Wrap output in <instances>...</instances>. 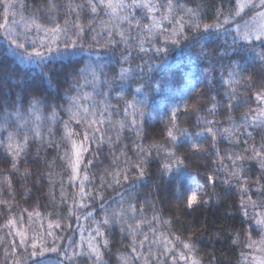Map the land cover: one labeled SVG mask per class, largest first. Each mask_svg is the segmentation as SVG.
<instances>
[{
	"label": "snow or ice",
	"instance_id": "1",
	"mask_svg": "<svg viewBox=\"0 0 264 264\" xmlns=\"http://www.w3.org/2000/svg\"><path fill=\"white\" fill-rule=\"evenodd\" d=\"M0 9V35L8 42L12 54L23 63L40 65L42 75L50 83L52 77L44 71L49 64L56 58L80 55V60L74 62L71 81L62 95L53 96L40 88H24L17 92L15 100L0 103V150L10 157V162L6 158L5 167L0 168V218L4 219L0 231L7 229L0 234L4 249L2 264H45L40 258L46 253H56L57 264H80L79 257H87L84 264H111L105 260L102 248H110L117 228L126 234L124 238L129 242L123 250L118 248L114 253L115 264H203L195 237L182 238L167 230L160 231L161 225L171 228L172 219L155 213L154 206V214L146 218L145 204L135 195V185L146 175L143 165L148 163L153 151L159 158L160 171L166 175L175 174L177 191L184 194L179 185V173L187 167L189 157L187 153L178 155L175 147H166L175 145L178 135L187 137L191 141L189 150L195 149L196 152L206 151L198 139L211 138L209 148L214 150L217 175H209L206 184L220 179L223 185H234L243 216L241 227L234 230L232 241L241 249L239 255L242 259L237 264H264V134L257 141L248 131L249 125L264 128V75H260L259 80L256 74L245 75L246 69L239 68L231 57H228L227 65L222 62L224 58H220L219 80L226 87L220 94V101L216 96L211 98L207 115L198 116L199 130L196 133L179 125V108H175L168 120L164 144L137 146L138 159L133 162L128 158L122 166L120 156H126V153L121 149L117 155L113 150L110 163L116 167L104 168L98 185L95 183L96 174L91 171L105 144L110 148L118 146L125 130L135 131L137 138L142 135L145 108L142 99L137 98L141 87L126 91L125 84L143 80L148 73L141 65L132 64L133 49L166 53L169 43H200L202 29H215L231 34L228 47L247 51L252 62L264 72V0H234L228 8L217 9L213 23L203 24L200 5L189 7L188 0H41L34 10L27 0H0ZM141 15L147 22L140 18ZM165 21L172 27H165ZM146 41L148 49L144 46ZM121 45L124 51L114 64L101 63L99 57L85 60L81 55L86 53L91 57L94 46L115 51ZM200 55L208 59L205 71L210 80L216 79L213 75L217 67L215 56L219 53H213L201 43ZM225 67L227 78L224 76ZM147 68L151 72V62ZM225 97L227 112L234 113L241 107L243 110L236 117L227 115V126H221L219 120L207 117L215 115ZM240 134L248 137L240 148L229 150L217 146L219 137L227 139L230 144H239ZM92 145L96 148L93 149ZM33 146L34 153L31 151ZM53 148L56 154L52 159H48L46 152L41 155L42 151ZM31 156L37 158L32 161L37 164L35 183L43 179L49 183L46 195L53 211L41 217L35 208L33 211L22 209L28 213L29 227L25 228V217L16 212L18 205L14 204L17 195L14 178L17 174L26 179L33 175L29 168L21 171L19 166L21 162L29 163L25 158ZM248 161H255L259 166V174L254 178L246 167ZM58 162L59 172L56 171ZM65 172L67 176H61ZM220 172L224 175L219 176ZM57 179L60 181L59 201L52 191ZM69 186L72 189L71 204ZM117 188L121 191L117 192ZM105 190L115 192L119 200L111 203V197L105 200ZM204 193L205 185L197 182L195 188L186 194V207L206 204L207 201L201 199ZM93 209L98 210L92 221L97 226L95 234L87 238L86 250L72 236L56 233L55 230L67 232L71 229V224L66 222L71 217L77 221L81 216L92 217ZM33 216L43 219L55 216V219L48 220L47 229L41 225L37 230L32 227L35 223ZM144 225L153 233L151 240L148 232L143 231ZM13 234L19 244L14 241L9 244L8 238ZM169 236L173 238L169 239ZM48 237H52L51 246L47 243ZM64 239L71 243L60 244L59 241ZM81 241H84L82 235ZM18 248L24 251L18 252ZM249 249L260 254L254 255Z\"/></svg>",
	"mask_w": 264,
	"mask_h": 264
},
{
	"label": "trees",
	"instance_id": "2",
	"mask_svg": "<svg viewBox=\"0 0 264 264\" xmlns=\"http://www.w3.org/2000/svg\"><path fill=\"white\" fill-rule=\"evenodd\" d=\"M34 10L38 6L41 0H27ZM234 0H188V6L196 8L200 5V11L202 15L201 23H213L216 11L218 8H228ZM2 11V9H0ZM28 14L27 12L25 13ZM19 17H17L18 19ZM141 19L146 18L141 15ZM165 27L171 28L167 21L163 22ZM138 34V33H134ZM200 43L182 42L180 45H173L169 43L167 45V52L156 54L154 49H149L147 52H140L138 48L132 50V64H139L148 73L143 80H133L131 83L125 84V90L129 88L133 91L137 87H141V92L137 93V98L142 99L143 106L145 108V115L143 117V129L141 137L137 138L135 131L125 130V135L118 142V146L113 145L110 148L107 144L103 146V150L99 157L94 161L95 167L91 169L96 174L95 183H100L99 175L101 171L108 167L114 168L115 165H111V159L113 150L115 154H119L123 149L126 156H120L121 166L124 161L130 158L133 162L138 159L137 153L139 147H147L150 144L158 143L164 144L166 139V129L168 127V120L171 117V112L175 108H179L177 112L178 122L181 127H187L189 132L196 133L199 130L197 126L198 116L207 115V109L211 106L210 101L213 96H216L217 101L221 100V93L226 85H223L219 80L221 70L219 63L220 58L223 57V63L228 64V57H231L235 61L236 65L241 69H246L245 75L249 73L256 74L257 80L260 75H264L258 64L252 62L251 55L245 50H233L228 46L231 44V34L225 32H217L215 29H208L201 31ZM159 43V41H154ZM212 51L213 53H219L215 56L217 67L214 72L216 79L210 80V75L205 71L208 66V59L202 58L200 55V44ZM245 43V42H241ZM259 43V42H257ZM145 48H149V44L145 42ZM160 46H164L161 44ZM124 51V46L115 51L110 49H103L94 46L92 48L91 57L88 54H81L85 60H97L105 64H114L119 58L120 54ZM127 54V53H124ZM80 60V55L56 58L52 64H49L48 68L44 71L48 72L52 77V82L42 75L41 66L37 63H23L20 58L12 54L9 44L6 39L0 35V69H7V71L0 70V103L4 100L12 101L16 99L17 92L22 91L24 88H40L51 92L53 96L62 95L63 90L68 87L71 81V72L74 62ZM152 63V70L148 72L147 65ZM127 66V65H125ZM224 76L227 78V68L224 69ZM22 78V79H21ZM57 85L59 86V92L57 91ZM230 90V89H229ZM240 91L243 92V87H240ZM59 102V101H57ZM228 101L225 97L217 108L214 116H208V119L219 120L221 126H227L226 116L233 115L234 117L239 115V112L243 108H238L236 112H227L226 105ZM188 105V108H185ZM255 107V104L252 105ZM67 118L66 116L64 117ZM248 131L252 132L253 137L259 141L260 136L264 134V128L249 125ZM59 135V133H57ZM204 136H207L205 133ZM248 137L246 134H240L239 144H230L227 139L219 137L217 146L221 149L228 148H240L243 146L244 139ZM197 142L202 143L206 149L204 152H196L195 149H191V141L187 137L179 136L175 145H166V147H175L177 154L187 153L189 159L186 161L187 167L182 169L179 173V185L183 189L184 194L177 191V181L175 174L168 173L167 175L160 171L159 158L156 157L155 151L152 153V157L149 159L145 168L146 175L141 178L135 185V195L139 202L145 204V217L151 218L154 214L153 206L155 207V213L162 215L163 218L172 219L173 223L171 228L168 225H161L160 231H170L176 235L186 238L189 235L195 237L196 247L200 250L198 255L203 259V264H237L242 258L239 253L240 247L232 243L235 238V231L241 227V221L243 216L239 211L238 196L236 194L234 185H223L220 179L208 182L206 184L207 177L209 175H217L216 165L213 161L216 157L212 154L213 149L209 148L212 143L211 138H200ZM251 142V140H250ZM182 145L180 147H176ZM95 149L96 146L92 145ZM35 152V146L31 149ZM46 152L48 159H52L55 154V148L51 150L42 151L41 155ZM195 153V154H194ZM88 156L89 154H85ZM10 162L6 152L0 150V168L5 167V159ZM29 163H20L21 171L27 167L33 173L29 178H24L17 174L15 176L14 187L17 190L16 200L14 201L16 212L26 217L27 212L21 211L27 209L33 211L35 208L41 214V217L45 213H51L53 211L50 205V198L46 195L49 191V183L47 179H43L40 183H35V173L37 171V164L33 163L37 158L35 156L27 157ZM41 166L43 162H40ZM249 174L254 178L259 174V166L255 161H248L246 164ZM59 162L56 171L59 172ZM68 173H61V176L66 177ZM133 173H129L132 175ZM223 172L219 173V176H223ZM205 185V193L201 196L202 200H206L207 203H198L192 208L186 207V194L195 188L196 183ZM60 181L57 179L54 187L52 188L53 194L57 197V201L60 199L59 195ZM25 189H28L26 192ZM71 187H68L69 204H71ZM105 200L109 197L112 201H118L119 197L115 195L112 190H105ZM117 192L121 189L117 188ZM127 195V193H125ZM47 205V207H46ZM139 207V204L137 205ZM66 210V209H65ZM92 217L81 216L77 221L75 217L69 218L67 223L71 224V228L81 222L82 218L84 223L87 224L89 229H92V235L95 234L94 229L96 224L92 221L97 217V209H93ZM55 219V216H48L47 219L32 217L35 221L32 227L39 230L42 225L44 229H47L48 220ZM28 222V220H27ZM4 223V219L0 218V224ZM29 226V222H28ZM144 232H148V226H142ZM7 229L0 231V234L6 232ZM58 235L67 237L68 232H61L55 230ZM75 233V232H72ZM126 234L120 233L119 229H116L115 235L111 238V244L109 249H103L105 253V260L110 261L111 264H115L114 253L118 248L123 250V246L126 245L129 240L125 239ZM149 240L153 238V233L148 232ZM76 236V233L74 237ZM14 238H8V242ZM142 239V236H139ZM169 236V239H172ZM10 239V240H9ZM9 242V244H10ZM49 245V244H48ZM147 243L145 250L147 249ZM3 247V246H2ZM1 247V249H2ZM86 250L87 248L84 247ZM4 250V249H2ZM250 250V249H249ZM248 250V251H249ZM130 251V249H129ZM4 254V253H3ZM87 257H79L80 264H84ZM183 264V262H179Z\"/></svg>",
	"mask_w": 264,
	"mask_h": 264
},
{
	"label": "rangeland",
	"instance_id": "3",
	"mask_svg": "<svg viewBox=\"0 0 264 264\" xmlns=\"http://www.w3.org/2000/svg\"><path fill=\"white\" fill-rule=\"evenodd\" d=\"M24 227L25 228H28L29 227L28 226V222H27V216L25 217ZM81 229H83V231H81ZM68 231L69 232H68V235L67 236H72V238L75 241H77L78 243H80L83 248L84 247L87 248L86 241H87V238L90 235H92V231H89V228L87 227V224L84 223L83 218H82L81 222L80 221L77 222V224L75 226H73ZM72 232H75L76 233V236L75 237H74L75 233H72ZM81 235L84 237V241H81ZM30 239H31V234H30ZM13 241L15 243L19 244V239L17 237H15V235H14V238L11 240V242L10 241L9 242L12 243ZM51 242H52V237H48L47 238V243L49 244V246H51ZM59 243L60 244H65V243L70 244L71 241H69L67 239H64V240L59 241ZM2 246L3 245L0 244V264H2L3 259H4V254H3L4 253V250H2L3 249ZM1 247H2V249H1ZM17 251L18 252H23L24 249L23 248H18ZM249 252L252 253V254H254V255H259L260 254L258 251L254 250V249H250ZM9 259H11V257H9ZM40 259L44 260L45 261V264H57V254L56 253H46L45 254V257H42ZM251 259H252V256L249 255L248 260L251 261Z\"/></svg>",
	"mask_w": 264,
	"mask_h": 264
}]
</instances>
